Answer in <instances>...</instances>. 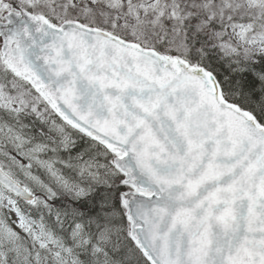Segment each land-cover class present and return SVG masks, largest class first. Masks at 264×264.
<instances>
[{
    "label": "snow or ice",
    "instance_id": "obj_1",
    "mask_svg": "<svg viewBox=\"0 0 264 264\" xmlns=\"http://www.w3.org/2000/svg\"><path fill=\"white\" fill-rule=\"evenodd\" d=\"M0 264H264V0H0Z\"/></svg>",
    "mask_w": 264,
    "mask_h": 264
}]
</instances>
